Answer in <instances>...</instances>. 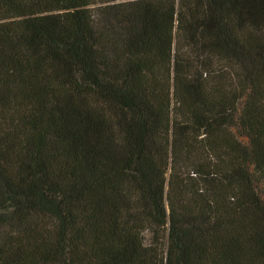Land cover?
Here are the masks:
<instances>
[{
	"label": "trees",
	"instance_id": "obj_1",
	"mask_svg": "<svg viewBox=\"0 0 264 264\" xmlns=\"http://www.w3.org/2000/svg\"><path fill=\"white\" fill-rule=\"evenodd\" d=\"M0 264H264V0H0Z\"/></svg>",
	"mask_w": 264,
	"mask_h": 264
}]
</instances>
